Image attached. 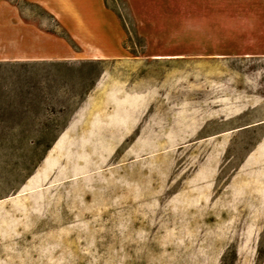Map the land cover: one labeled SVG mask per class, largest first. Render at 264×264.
Returning <instances> with one entry per match:
<instances>
[{
  "label": "rangeland",
  "instance_id": "rangeland-1",
  "mask_svg": "<svg viewBox=\"0 0 264 264\" xmlns=\"http://www.w3.org/2000/svg\"><path fill=\"white\" fill-rule=\"evenodd\" d=\"M0 264H264V0H0Z\"/></svg>",
  "mask_w": 264,
  "mask_h": 264
}]
</instances>
